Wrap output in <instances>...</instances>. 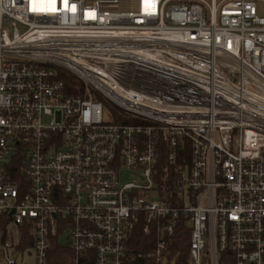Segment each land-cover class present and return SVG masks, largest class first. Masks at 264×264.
<instances>
[{"label":"built area","instance_id":"built-area-1","mask_svg":"<svg viewBox=\"0 0 264 264\" xmlns=\"http://www.w3.org/2000/svg\"><path fill=\"white\" fill-rule=\"evenodd\" d=\"M183 225L264 264V0H0V264H167Z\"/></svg>","mask_w":264,"mask_h":264},{"label":"trees","instance_id":"trees-1","mask_svg":"<svg viewBox=\"0 0 264 264\" xmlns=\"http://www.w3.org/2000/svg\"><path fill=\"white\" fill-rule=\"evenodd\" d=\"M58 79L63 82L66 91L69 94H75L77 93L78 90L82 88V83L75 76L64 70L58 69ZM98 99L101 98L98 97ZM103 104L105 107H109V103L106 102L104 99H103ZM114 123H133V121L124 122L121 119H115ZM166 167L167 170L164 171V168ZM159 171H160L159 174L161 176L160 179L161 184L166 188L167 196L172 198L171 196L175 182L172 173V167L168 166L165 160L162 159L159 165ZM148 242L149 239H147L140 232V230H137L132 240L130 241L129 247L133 252L145 253L152 246V244L151 246H149ZM188 246H189L188 230H186V228L184 229V225H183V228L178 229L176 236L170 242V247H169L170 254L168 257L167 264H188ZM54 251H56L55 253H58L57 249H55ZM128 264H154V263L146 260L133 259L130 260Z\"/></svg>","mask_w":264,"mask_h":264},{"label":"rangeland","instance_id":"rangeland-1","mask_svg":"<svg viewBox=\"0 0 264 264\" xmlns=\"http://www.w3.org/2000/svg\"><path fill=\"white\" fill-rule=\"evenodd\" d=\"M112 112L113 110L110 107L108 108L105 107L103 109L102 119L104 122H107V123L112 122V119H113ZM134 179H135V176L130 171H127V170L120 171V183L121 184L130 183ZM61 242L63 243L64 241L61 240ZM30 262L31 260H29V263Z\"/></svg>","mask_w":264,"mask_h":264},{"label":"snow or ice","instance_id":"snow-or-ice-1","mask_svg":"<svg viewBox=\"0 0 264 264\" xmlns=\"http://www.w3.org/2000/svg\"><path fill=\"white\" fill-rule=\"evenodd\" d=\"M33 2L35 3L36 0H33ZM47 2H48L50 5H54L55 0H47ZM65 3H67V0H65ZM74 7H75V6H73V10H74ZM33 10H34V11H44L45 9H43V8H40V9H36V8H34ZM48 10L54 11L55 9H54V7H51V8H49Z\"/></svg>","mask_w":264,"mask_h":264}]
</instances>
